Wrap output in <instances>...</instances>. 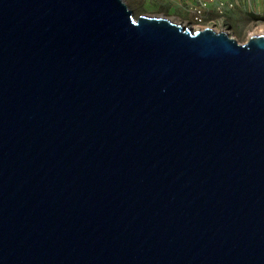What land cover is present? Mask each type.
<instances>
[{
  "label": "water",
  "instance_id": "obj_1",
  "mask_svg": "<svg viewBox=\"0 0 264 264\" xmlns=\"http://www.w3.org/2000/svg\"><path fill=\"white\" fill-rule=\"evenodd\" d=\"M0 264H264V35L0 0Z\"/></svg>",
  "mask_w": 264,
  "mask_h": 264
},
{
  "label": "rangeland",
  "instance_id": "obj_2",
  "mask_svg": "<svg viewBox=\"0 0 264 264\" xmlns=\"http://www.w3.org/2000/svg\"><path fill=\"white\" fill-rule=\"evenodd\" d=\"M132 11L133 18L139 16L164 17L170 21L180 24L174 17H186L184 10L187 0H122ZM263 3V1H262ZM228 20L232 25V31L237 38V43H243L249 40L248 32L263 26L264 29V3L257 13L236 9L235 12L227 14Z\"/></svg>",
  "mask_w": 264,
  "mask_h": 264
},
{
  "label": "built area",
  "instance_id": "obj_3",
  "mask_svg": "<svg viewBox=\"0 0 264 264\" xmlns=\"http://www.w3.org/2000/svg\"><path fill=\"white\" fill-rule=\"evenodd\" d=\"M185 2L186 17H174L182 26L192 31L211 28L227 34L237 42L232 26L225 14L227 9L233 8V1L187 0Z\"/></svg>",
  "mask_w": 264,
  "mask_h": 264
},
{
  "label": "crops",
  "instance_id": "obj_4",
  "mask_svg": "<svg viewBox=\"0 0 264 264\" xmlns=\"http://www.w3.org/2000/svg\"><path fill=\"white\" fill-rule=\"evenodd\" d=\"M222 1H233L234 6L231 9H227L225 14H230L232 12H235L236 9H244L246 11H253L254 13H257L260 11V8H262V4L264 3V0H222ZM263 1V3H262ZM232 26V25H231Z\"/></svg>",
  "mask_w": 264,
  "mask_h": 264
},
{
  "label": "bare ground",
  "instance_id": "obj_5",
  "mask_svg": "<svg viewBox=\"0 0 264 264\" xmlns=\"http://www.w3.org/2000/svg\"><path fill=\"white\" fill-rule=\"evenodd\" d=\"M170 20V19H169ZM184 28H187L185 26H183ZM214 32H219L217 30H214ZM258 35H264V29H263V26H258V28H255L254 30L252 31H249L248 32V36H249V39L251 37H257Z\"/></svg>",
  "mask_w": 264,
  "mask_h": 264
}]
</instances>
